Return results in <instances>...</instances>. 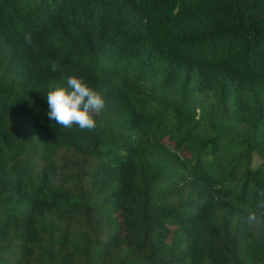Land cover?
<instances>
[{
	"label": "trees",
	"instance_id": "trees-1",
	"mask_svg": "<svg viewBox=\"0 0 264 264\" xmlns=\"http://www.w3.org/2000/svg\"><path fill=\"white\" fill-rule=\"evenodd\" d=\"M65 74L95 129L48 117ZM251 186L264 0H0V264H264Z\"/></svg>",
	"mask_w": 264,
	"mask_h": 264
},
{
	"label": "clouds",
	"instance_id": "clouds-1",
	"mask_svg": "<svg viewBox=\"0 0 264 264\" xmlns=\"http://www.w3.org/2000/svg\"><path fill=\"white\" fill-rule=\"evenodd\" d=\"M25 42L32 45L31 34H25ZM59 62L52 63V71L56 72ZM66 86L56 83L50 85L46 94L49 106L48 117L56 124L64 128L78 126L80 130L91 131L96 128V115L105 107V100L102 95L90 87L82 77L64 75ZM250 192L259 199L255 209H245L247 211L246 222L250 226L264 223V188L257 189L251 186Z\"/></svg>",
	"mask_w": 264,
	"mask_h": 264
},
{
	"label": "rangeland",
	"instance_id": "rangeland-1",
	"mask_svg": "<svg viewBox=\"0 0 264 264\" xmlns=\"http://www.w3.org/2000/svg\"><path fill=\"white\" fill-rule=\"evenodd\" d=\"M262 160H263L262 157H260V156L257 155L256 153L253 154V158H252V163H253V165H257V164L261 163Z\"/></svg>",
	"mask_w": 264,
	"mask_h": 264
}]
</instances>
